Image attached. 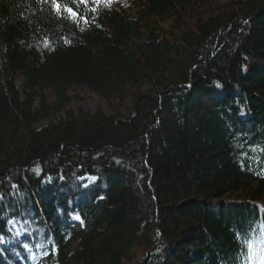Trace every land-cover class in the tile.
<instances>
[{"label":"trees","instance_id":"1","mask_svg":"<svg viewBox=\"0 0 264 264\" xmlns=\"http://www.w3.org/2000/svg\"><path fill=\"white\" fill-rule=\"evenodd\" d=\"M91 7L85 23L0 0V264H248L264 242V0ZM81 89L111 113L72 112ZM70 179L77 204L41 196ZM13 218L26 233L10 238Z\"/></svg>","mask_w":264,"mask_h":264},{"label":"rangeland","instance_id":"2","mask_svg":"<svg viewBox=\"0 0 264 264\" xmlns=\"http://www.w3.org/2000/svg\"><path fill=\"white\" fill-rule=\"evenodd\" d=\"M164 26L167 27L168 24H164ZM15 82L18 87L21 86V78L19 76L17 77ZM208 95H209V98H214L216 94L213 93L212 90H209ZM72 96L78 97V99L71 104V107H69V109L72 112H77L79 109H81L89 113H95L97 111H101L104 114H110L112 111V109L108 106V104L103 99L99 98L98 96H94L90 92H87V90L85 89L84 90L81 89V90H78L77 92H73ZM64 117H65L64 113H60L59 115L56 116L57 120L64 119ZM58 181L62 182L61 179H59ZM64 184L58 183L53 188L54 189L53 193L51 192L48 193L47 191H45V192H42L41 196L44 199H49L50 194L51 196L56 197V199H63L62 197L65 196V197H68L69 202H73L74 204H77L79 201V197L81 195L78 194L76 187H74L73 179H70L69 182H67V184L65 185ZM49 188H51V186ZM73 196H74V199H71L70 197H73ZM26 226L27 224L24 221H20L17 218L10 219L8 221V226H7L8 227L7 232L9 233V237L11 238L13 235H16L17 233L19 234L21 232L22 234L26 233L24 231ZM21 228L24 230H22Z\"/></svg>","mask_w":264,"mask_h":264},{"label":"snow or ice","instance_id":"3","mask_svg":"<svg viewBox=\"0 0 264 264\" xmlns=\"http://www.w3.org/2000/svg\"><path fill=\"white\" fill-rule=\"evenodd\" d=\"M48 2V0H45ZM112 0H70V4L73 6H66L62 9L60 0H51V3L56 8L57 11H66L70 16L74 17L76 20H83L87 23V17L81 15L79 12L80 7L88 8L89 11H95V8L91 5H96L97 7L102 3H111ZM79 219V217H77ZM247 244V260L248 264H264V242H260L259 246L253 243V241L248 240Z\"/></svg>","mask_w":264,"mask_h":264},{"label":"bare ground","instance_id":"4","mask_svg":"<svg viewBox=\"0 0 264 264\" xmlns=\"http://www.w3.org/2000/svg\"><path fill=\"white\" fill-rule=\"evenodd\" d=\"M27 249H28V247H27ZM29 250V249H28ZM31 259H32V255H31Z\"/></svg>","mask_w":264,"mask_h":264}]
</instances>
